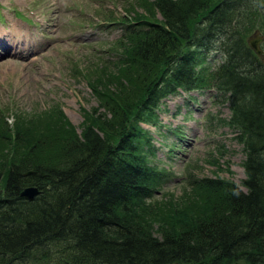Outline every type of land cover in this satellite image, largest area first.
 <instances>
[{"label": "trees", "instance_id": "obj_1", "mask_svg": "<svg viewBox=\"0 0 264 264\" xmlns=\"http://www.w3.org/2000/svg\"><path fill=\"white\" fill-rule=\"evenodd\" d=\"M144 7L149 16L118 23L114 112L101 105L80 134L58 105L16 116L12 135L0 115V264H264V50L257 55L247 36L257 22L264 34V0ZM140 80V90L122 87ZM204 91L230 103L244 189L206 178L160 200L165 177L143 127H158L164 98ZM27 187L40 194L22 196Z\"/></svg>", "mask_w": 264, "mask_h": 264}, {"label": "rangeland", "instance_id": "obj_2", "mask_svg": "<svg viewBox=\"0 0 264 264\" xmlns=\"http://www.w3.org/2000/svg\"><path fill=\"white\" fill-rule=\"evenodd\" d=\"M146 1L150 2L0 0V33H10L7 40L26 36L36 43L28 56L19 50L26 54L20 59L10 57L5 43H0L5 53L0 51V115L12 128L11 135L16 116L28 120L57 105L79 134L88 115L94 116L101 105L114 112L109 90L116 87L110 74L120 60L113 51L122 38L118 23L132 22L139 14L149 16ZM258 33L263 34L261 22L248 32V39ZM260 48L264 50V44ZM214 56L221 62V55ZM132 84L138 90L142 86L140 80L122 87L127 90ZM224 99L214 91L170 95L160 102L158 127L144 125L155 148L149 160L165 177L158 199L191 194L190 183L199 179L222 178L243 185L245 153L238 133L226 125L231 110ZM108 119H113L111 114ZM1 130L0 125L4 134ZM190 213L186 210L183 217L195 218Z\"/></svg>", "mask_w": 264, "mask_h": 264}, {"label": "bare ground", "instance_id": "obj_3", "mask_svg": "<svg viewBox=\"0 0 264 264\" xmlns=\"http://www.w3.org/2000/svg\"><path fill=\"white\" fill-rule=\"evenodd\" d=\"M10 33L7 34H1L0 33V43L4 42L5 46L8 48L7 53L9 51V56L12 58H17L20 59L24 56H26L25 53L18 52L19 50L24 49V51H27V56L30 54L31 51L35 49V42L32 40H28L26 36H21L20 38H15V39H9ZM4 53L3 50L0 49ZM5 55V53H4Z\"/></svg>", "mask_w": 264, "mask_h": 264}, {"label": "water", "instance_id": "obj_4", "mask_svg": "<svg viewBox=\"0 0 264 264\" xmlns=\"http://www.w3.org/2000/svg\"><path fill=\"white\" fill-rule=\"evenodd\" d=\"M263 42V38L259 35V33L256 35V40L255 41H251V47L258 53L261 54V50L259 49V44ZM40 194V191L38 188L36 187H28L26 188L23 193L22 196L29 198V199H33L34 197L38 196Z\"/></svg>", "mask_w": 264, "mask_h": 264}]
</instances>
